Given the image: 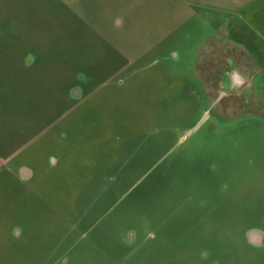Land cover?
<instances>
[{
    "label": "rangeland",
    "instance_id": "374dc122",
    "mask_svg": "<svg viewBox=\"0 0 264 264\" xmlns=\"http://www.w3.org/2000/svg\"><path fill=\"white\" fill-rule=\"evenodd\" d=\"M251 229L264 0H0V264H264Z\"/></svg>",
    "mask_w": 264,
    "mask_h": 264
},
{
    "label": "flooded vegetation",
    "instance_id": "af4514ba",
    "mask_svg": "<svg viewBox=\"0 0 264 264\" xmlns=\"http://www.w3.org/2000/svg\"><path fill=\"white\" fill-rule=\"evenodd\" d=\"M221 83H222V86L225 85V90H218L217 96L215 97L216 98L215 101L218 100V97H221V96L225 97L226 95H228L230 97V99H232V98L239 99L238 97L241 96L240 94H242L243 91H245L246 94H248L247 96H245V98H247V99L249 98L250 91L248 88H250L251 84L246 79H241L240 76H238L237 74H234V72L231 74V77L229 76V78H227V77L223 78ZM77 85L78 84L73 83L70 86L69 91H68L69 93L67 94V99L74 100L73 98H71L70 92L72 91V89H74V91H72V93L75 91L78 92L79 90L75 89V88H77L76 87ZM230 102H232V100ZM240 105L242 107L241 102H240ZM21 168H23V167H21ZM22 173L23 172L21 170H19V176H21L20 177L21 180L27 181V180L32 178V172H30V175L24 176V177L22 176ZM245 238H246V241L249 243L250 246H252L256 249H264V233L261 230L251 229L246 233Z\"/></svg>",
    "mask_w": 264,
    "mask_h": 264
}]
</instances>
